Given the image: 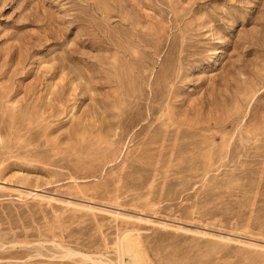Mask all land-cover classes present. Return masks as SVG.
Here are the masks:
<instances>
[{"label":"rangeland","instance_id":"1","mask_svg":"<svg viewBox=\"0 0 264 264\" xmlns=\"http://www.w3.org/2000/svg\"><path fill=\"white\" fill-rule=\"evenodd\" d=\"M0 264H264V0H0Z\"/></svg>","mask_w":264,"mask_h":264}]
</instances>
